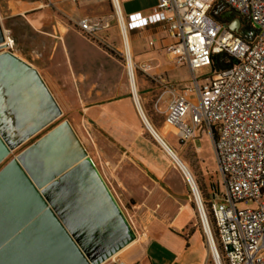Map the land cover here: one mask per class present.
Returning <instances> with one entry per match:
<instances>
[{
  "label": "crops",
  "instance_id": "obj_1",
  "mask_svg": "<svg viewBox=\"0 0 264 264\" xmlns=\"http://www.w3.org/2000/svg\"><path fill=\"white\" fill-rule=\"evenodd\" d=\"M156 1L120 0L124 20L133 13L150 14ZM51 2L53 8L42 2L34 6L30 0H0V27L4 20L20 18L30 29L48 36L49 52L44 56L30 55V64L59 107L72 106L77 113L82 112L89 124L88 134L94 139L92 145H86L87 154H91V159L96 157L125 198L132 199L135 207H140L136 212L149 218L143 226L144 240H131L113 256L118 255V259L127 264H211L212 256L193 204L186 199L178 181L162 177L161 165L153 160L152 142L142 128L146 129L144 111L152 108L163 117L170 93L165 91L154 106L155 99L163 91L155 77L173 76L175 65L168 49L173 40L161 23L127 30L122 43L127 55L126 65L123 53L111 38L113 23L118 34L120 28L107 0ZM94 15L101 16L108 26L97 31L91 39L77 22ZM69 20L72 23H67ZM49 27L48 32L43 31ZM11 29L9 27L8 31ZM5 42L8 49L14 46L21 51L15 35ZM109 47L115 54L107 50ZM141 64L148 65L145 72L150 79L140 74L137 68ZM132 93L139 99L141 111L136 105L140 115ZM195 136L201 154L203 125H199L190 138ZM197 201L201 202V196Z\"/></svg>",
  "mask_w": 264,
  "mask_h": 264
},
{
  "label": "built area",
  "instance_id": "obj_2",
  "mask_svg": "<svg viewBox=\"0 0 264 264\" xmlns=\"http://www.w3.org/2000/svg\"><path fill=\"white\" fill-rule=\"evenodd\" d=\"M110 1L122 39L127 30L161 23L173 40L168 49L174 61L194 73L193 84L182 91L157 76L164 89L154 106L169 92L163 120L177 130L178 140L184 142L199 125L213 137L224 181L221 198L210 201L205 210L203 199H196L193 181L182 174L196 202L214 264H264V0H157L150 14L133 13L127 21L120 0ZM219 1L243 26L255 30L251 40L211 14ZM77 24L87 37L108 26L103 18L88 17ZM138 68L145 72L148 65ZM197 71L207 73L206 77L200 81ZM134 102L137 107L135 98ZM125 219L131 227L130 217ZM100 264L127 263L111 255Z\"/></svg>",
  "mask_w": 264,
  "mask_h": 264
},
{
  "label": "water",
  "instance_id": "obj_3",
  "mask_svg": "<svg viewBox=\"0 0 264 264\" xmlns=\"http://www.w3.org/2000/svg\"><path fill=\"white\" fill-rule=\"evenodd\" d=\"M223 7L211 14L251 40L253 28L216 15ZM59 114L35 68L0 52V165ZM103 182L66 121L9 159L0 167V264H100L118 252L134 233Z\"/></svg>",
  "mask_w": 264,
  "mask_h": 264
},
{
  "label": "rangeland",
  "instance_id": "obj_4",
  "mask_svg": "<svg viewBox=\"0 0 264 264\" xmlns=\"http://www.w3.org/2000/svg\"><path fill=\"white\" fill-rule=\"evenodd\" d=\"M30 1L33 2L34 6L39 5L40 2L47 4L49 7L52 8L54 6L51 0H42V1L30 0ZM86 1H90V0H86ZM107 1L109 3L110 12L113 15L114 11L111 5V1L110 0ZM69 2L76 3L77 0H69ZM100 17L101 16L99 15H94V16H89L88 18L94 19ZM67 23L70 24L72 23V21L69 20ZM9 27L12 28L10 32L8 31ZM48 30H50V27L47 29H43L44 32H48ZM1 31L4 37V41H6L7 39L9 42L10 38L15 35L16 40L18 41L20 46L18 48H21V51L14 49V46L11 49L10 48L8 49V45H6L0 49V52L8 51L10 53H13L16 55L17 58L29 64L31 67L32 65L30 63L32 61L30 55H33V57H35V55L44 56L46 52H49L48 46H50V44L46 42L48 40V36H46L42 32H36L30 29L20 18H12L10 20H4L3 25H1ZM111 32L112 33L110 34L113 44H115L118 50L123 53L124 51L122 47V38L120 36V33L118 34L116 24L114 23ZM91 39H93V37ZM108 49L112 50L111 47L107 48V50ZM28 54L29 57L27 56ZM172 61L174 62L175 65L173 76H171L170 78H166L165 77L166 74L165 76L164 75L161 76L164 77L166 81L168 79L171 88H174L177 91H182L184 89L189 88L193 84L194 73L190 71L187 65L177 64L173 58ZM212 66L214 67V65ZM137 69L139 70L141 75H144L146 78L150 79L147 76L146 72L140 70V68ZM215 69H217V66H215ZM212 70L214 69L212 68ZM203 71L206 72L207 70H203ZM196 74L198 75L200 81L203 80L207 75V73L206 75H202L203 72L201 71H197ZM158 84L162 87L160 83ZM131 85L132 88H135L134 83H131ZM139 96L137 97L139 98ZM135 100L137 103L139 99L135 97ZM58 108L60 114L56 116L54 119H52L50 122L42 126L40 129H38L32 135H30L26 140L21 142L18 146H16L12 150L10 155L3 161L0 167L4 165L9 159L18 155L25 148L34 144L40 138H42L43 136L54 130L58 125H60L64 121H66L69 124L70 128L77 136L80 144L83 145L86 155L90 157L91 154L90 155L87 154L86 150L89 151V149L86 147V145L87 144L92 145V141L94 139H91V137L88 134L89 124L82 117L83 116L82 112L79 111V113H77V110L72 106H60V107L58 106ZM144 112L146 116L143 123L146 124L145 125L146 129L149 131V133L152 136L148 133V131L145 129L144 126L142 128L146 137L149 138L152 142L154 149L153 160H155L157 164L161 165L160 173L165 180L173 179L175 181H178V183L182 185L183 193L185 194L186 199L193 204L196 211L197 222L200 225V228L202 229V224L196 202L182 173H185L184 170L187 169L191 172L197 184V187L200 191L201 198L204 201L203 207L205 210L206 207L207 208L209 207L210 201L219 200L221 198L224 192V181L216 164L214 151H213V137L208 133L206 129L203 128V147H202L203 151L201 155L197 150L196 136L194 138L189 137L184 142H181L177 138L176 135L177 130L174 129L172 126L165 124L163 117L161 115L156 114L152 108L151 110ZM146 117L148 118L149 121L147 120ZM12 131L14 132L16 131V129L13 128ZM92 159L96 162L93 163L96 164L95 167L97 168L105 185L107 186L114 200L119 206L122 214L127 219H129L130 217L129 222L130 220L132 222L130 223L131 224L130 228L134 233V239H139V241H143L145 238V234H143V226L145 222L149 220V218L142 217L139 214V212L138 213L136 212L137 209H139L140 207L138 208L135 207V203L132 199L125 198L124 194L119 189V187L115 185L112 176L110 174L108 175L107 172L109 171L106 172L105 170L102 169V166L101 164L98 163L96 157ZM207 220L208 222H210L208 215H207ZM204 239L206 241L205 235H204ZM116 257H118V255ZM119 257L121 258V256ZM210 259H211V264H214L212 257Z\"/></svg>",
  "mask_w": 264,
  "mask_h": 264
},
{
  "label": "bare ground",
  "instance_id": "obj_5",
  "mask_svg": "<svg viewBox=\"0 0 264 264\" xmlns=\"http://www.w3.org/2000/svg\"><path fill=\"white\" fill-rule=\"evenodd\" d=\"M122 43H123V39H122ZM91 162H92V160H91ZM92 164H93V162H92ZM94 166V165H93ZM94 168H95V166H94ZM96 169V168H95ZM97 171V170H96ZM184 172L186 173V175L188 176V178H189V180L192 182L193 181V184L195 185V187H196V193H195V195H196V199L198 200V197L199 196H201V194H200V192H199V190L197 189V185H196V182H195V180H194V178H193V176H192V174H191V172L187 169V170H184ZM100 176V175H99ZM104 183V182H103ZM109 190V189H108ZM113 197V196H112ZM114 199V198H113ZM128 223V222H127ZM114 255V254H113Z\"/></svg>",
  "mask_w": 264,
  "mask_h": 264
},
{
  "label": "flooded vegetation",
  "instance_id": "obj_6",
  "mask_svg": "<svg viewBox=\"0 0 264 264\" xmlns=\"http://www.w3.org/2000/svg\"><path fill=\"white\" fill-rule=\"evenodd\" d=\"M227 9L223 8V9H220V8H217V16L220 17L221 15L223 16H230V13H227L226 12ZM241 26H243V23H241Z\"/></svg>",
  "mask_w": 264,
  "mask_h": 264
},
{
  "label": "trees",
  "instance_id": "obj_7",
  "mask_svg": "<svg viewBox=\"0 0 264 264\" xmlns=\"http://www.w3.org/2000/svg\"><path fill=\"white\" fill-rule=\"evenodd\" d=\"M109 50V49H108ZM112 54H115V52L113 50H109ZM214 66H216V63H213ZM211 222H212V218H210Z\"/></svg>",
  "mask_w": 264,
  "mask_h": 264
}]
</instances>
